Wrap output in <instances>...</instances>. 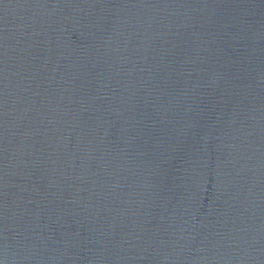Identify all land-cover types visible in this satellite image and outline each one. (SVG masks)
Segmentation results:
<instances>
[{
    "label": "water",
    "instance_id": "water-1",
    "mask_svg": "<svg viewBox=\"0 0 264 264\" xmlns=\"http://www.w3.org/2000/svg\"><path fill=\"white\" fill-rule=\"evenodd\" d=\"M0 264H264V0H0Z\"/></svg>",
    "mask_w": 264,
    "mask_h": 264
}]
</instances>
